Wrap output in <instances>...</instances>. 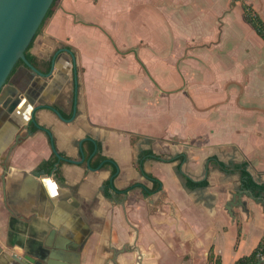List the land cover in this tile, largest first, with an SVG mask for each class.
<instances>
[{
    "label": "crops",
    "instance_id": "0c3cea01",
    "mask_svg": "<svg viewBox=\"0 0 264 264\" xmlns=\"http://www.w3.org/2000/svg\"><path fill=\"white\" fill-rule=\"evenodd\" d=\"M126 1L158 28L109 31ZM245 5L264 21V0L56 1L30 48L42 73L17 65L22 102L0 115V264H235L264 243Z\"/></svg>",
    "mask_w": 264,
    "mask_h": 264
},
{
    "label": "water",
    "instance_id": "95a60500",
    "mask_svg": "<svg viewBox=\"0 0 264 264\" xmlns=\"http://www.w3.org/2000/svg\"><path fill=\"white\" fill-rule=\"evenodd\" d=\"M54 0H0V115L8 117L22 102L20 96L11 91L10 77L19 59L37 73L26 57L25 51L34 39ZM7 102V103H6ZM34 115V113H33ZM0 246V251H1ZM26 264H49L35 260L31 256L24 258ZM264 256L252 264H263Z\"/></svg>",
    "mask_w": 264,
    "mask_h": 264
},
{
    "label": "rangeland",
    "instance_id": "374dc122",
    "mask_svg": "<svg viewBox=\"0 0 264 264\" xmlns=\"http://www.w3.org/2000/svg\"><path fill=\"white\" fill-rule=\"evenodd\" d=\"M128 4H120L119 8H116L117 15L115 19L106 22L107 29L111 32L121 31L123 28L124 32L139 31L144 26L146 28H158L156 23L151 19H146L147 16L140 8H145L144 5H134L130 1H126ZM159 7V6H157Z\"/></svg>",
    "mask_w": 264,
    "mask_h": 264
},
{
    "label": "trees",
    "instance_id": "16d2710c",
    "mask_svg": "<svg viewBox=\"0 0 264 264\" xmlns=\"http://www.w3.org/2000/svg\"><path fill=\"white\" fill-rule=\"evenodd\" d=\"M56 1L57 0H54L52 6L50 7V9L48 10L47 12V15L43 21V23L41 24L39 30L37 31V33L42 29L46 19L48 17H50L53 12H54V7L56 5ZM245 16L247 18V20L249 22H251L253 24V26L256 28V30L259 32V34H261V36L264 37V21L262 20V18L253 10V8L249 5H245ZM37 35V34H36ZM35 35V36H36ZM35 38V37H34ZM33 41L34 39L31 41V43L29 44V46L27 47L26 51H25V54H26V57L28 58L29 61H33L34 58L32 57V54L30 53V48L33 44ZM24 61L22 59H19L17 64L15 65L14 69H13V72L15 70V68L17 67V65L23 63ZM12 72V74H13ZM157 158H162V156L160 155H156ZM165 159V158H164ZM221 167H224V164L223 163H220ZM151 176V175H150ZM189 183L191 185H203V184H206V180L204 181H201V182H192L189 180ZM247 183L250 185V186H253L254 187V182L252 180H247ZM261 246H264V243L261 244L259 247ZM258 249V248H257ZM257 249L255 250V252H253L251 255L249 256H244L242 258H240L235 264H252L254 263L255 261H257L258 259V256H257ZM263 254H264V247H263ZM210 259H212V256H210Z\"/></svg>",
    "mask_w": 264,
    "mask_h": 264
},
{
    "label": "built area",
    "instance_id": "2783aa9c",
    "mask_svg": "<svg viewBox=\"0 0 264 264\" xmlns=\"http://www.w3.org/2000/svg\"><path fill=\"white\" fill-rule=\"evenodd\" d=\"M263 247H264V246H261V247H259L258 250H257V254H258L259 256H262V250H263Z\"/></svg>",
    "mask_w": 264,
    "mask_h": 264
},
{
    "label": "flooded vegetation",
    "instance_id": "af4514ba",
    "mask_svg": "<svg viewBox=\"0 0 264 264\" xmlns=\"http://www.w3.org/2000/svg\"><path fill=\"white\" fill-rule=\"evenodd\" d=\"M263 251V250H262ZM264 254H263V252H262V256H263ZM257 256H258V258H260V257H262V256H259L258 254H257Z\"/></svg>",
    "mask_w": 264,
    "mask_h": 264
}]
</instances>
